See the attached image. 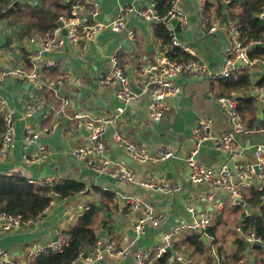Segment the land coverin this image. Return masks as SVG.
<instances>
[{
	"label": "crops",
	"instance_id": "obj_1",
	"mask_svg": "<svg viewBox=\"0 0 264 264\" xmlns=\"http://www.w3.org/2000/svg\"><path fill=\"white\" fill-rule=\"evenodd\" d=\"M53 1L47 0L43 3L42 0H10L8 5L0 7L1 13L11 9L15 12L8 19L1 17L0 61L2 64L6 68H11L22 64L28 65L30 60H34L38 65L41 81L44 84H56L54 89L44 88L42 91H37L35 86L27 81L7 78L0 86V108L2 111L12 110L16 129L14 146L6 159L0 161V174L22 176L36 184L48 178L54 179L56 183L77 181L88 185L90 190L86 195L77 194L70 198L53 200L43 217L34 225L10 232L0 230V250L11 252L13 258L24 262L35 246H49L60 236L67 234L69 228L82 215L85 204L97 203L103 210L101 219L96 224L100 240L113 242L118 250L128 246H133L136 250H152L162 244L163 237L169 229L183 223H192L209 211L215 216L214 226H212L216 228L218 241L215 242L214 238L206 237V251L203 254L195 253L187 248L178 252L186 260H190L191 264H203L210 254L215 264L218 262L234 264V257L231 263L228 261V251L232 250L234 255L236 254L235 242L239 237L235 227L243 224L244 216L260 214L259 207L249 202L251 190L253 188L257 190V188L255 185L243 187L241 191L244 194V204L234 207L230 203V195L227 191L215 189L204 183H192L188 163V158L195 149V130L202 120L212 121V132L215 134H223L231 129L228 118L211 99V94L220 95L219 83L210 82L207 76L196 77L182 74L176 77L174 83L181 88V94L167 101L168 110L165 112L164 119L158 123L153 122L149 114L151 99L149 91H145L132 102L123 103L117 96L118 86L103 85L99 76L111 69V60L115 55L118 56L126 74L135 77L160 52L167 53L166 50L169 47L155 38L154 23L141 18L134 12L127 20L125 31L116 33L111 28H107L85 42L67 43L59 50L37 60L34 52L38 50L39 45L30 44L28 39L35 36L39 40L41 35L36 34L35 31L25 34L27 24L30 22V14L25 8L31 7L36 11L40 7H49ZM75 1L77 0H61V3L70 2L71 4ZM96 1L99 3L96 16L89 14L93 9L94 0L85 4L83 14L87 15L88 25L100 22L111 24L120 6L142 10L148 9L155 2V0ZM233 1L236 2L235 5H229L226 9L230 22H234L233 16L240 14L245 0H231ZM16 4L24 9L23 13L18 12L19 7H15ZM179 5L187 16V24L181 26L178 32H174L176 26L180 24L178 20H172L168 26L177 38L181 46L179 48L199 61L208 71L219 70L229 49L227 35L230 30L228 24L223 21V10H221V16L218 15L222 0H179ZM202 6L209 16L210 27L221 21L217 32L210 34L200 28L199 9ZM69 11L62 12L61 15ZM127 31H133L135 38L128 39ZM150 44L153 48L148 54ZM137 49L139 53L133 51ZM49 59H54L57 66L45 67V62ZM248 70L252 85L234 93L233 97L236 100L237 97L253 98L254 114L245 117V121L253 128H264V98H262L264 85H258L264 79V68L260 64H253ZM88 88L99 91L101 94L89 98L84 95ZM62 98H68L74 104L73 109L67 108L64 114L58 113ZM97 100H103L108 108L98 106L95 103ZM39 101L45 102V105L44 107L39 105L36 114L44 110V115L35 114L33 118L26 119L27 106ZM85 104L88 105L87 108H84ZM118 108H124L125 112L115 125L107 127L101 140L104 153L89 154L83 160H78L74 153L75 149L90 147L93 143L89 139L88 130L81 127L75 120H71V115L78 111L88 112L95 119L106 118L109 115L108 110L116 112ZM27 123H31L37 131L42 133L48 128L56 130L54 134H42L39 139L48 153V160L45 162L31 164L25 161L26 156L37 152L36 146L28 144L25 140ZM116 132L139 146L147 148L169 146L176 155L159 162L144 164L135 162L140 166L139 169L135 165H126L121 158L129 155L114 142L113 135ZM257 145H264V134L255 133L238 137L234 148L242 155L233 162L234 167L254 165L256 163L254 149ZM105 156L109 160L106 167L102 165ZM229 157L230 154L222 151L212 140L202 145L196 156L199 162L211 170H219L229 164ZM124 167L135 174V183L113 177V173ZM157 185L171 189L179 185L181 190L165 192ZM102 192L111 193L113 199L109 201ZM126 196L136 197L140 202H127L124 200ZM261 200V205H264V196ZM147 204L153 208L160 221L157 227L146 223L142 233L139 234L137 227ZM245 205L250 208V213ZM189 207L195 208L194 214H191ZM231 220L236 222L233 232L229 230ZM221 246L224 248L225 257L216 254ZM246 261L248 264H263V247L248 246L239 264ZM75 264H84V262L79 260ZM99 264H137V262L133 257L123 261L119 256H106V259Z\"/></svg>",
	"mask_w": 264,
	"mask_h": 264
},
{
	"label": "built area",
	"instance_id": "obj_2",
	"mask_svg": "<svg viewBox=\"0 0 264 264\" xmlns=\"http://www.w3.org/2000/svg\"><path fill=\"white\" fill-rule=\"evenodd\" d=\"M91 0H77L70 4L69 13L62 14L59 21L63 23L64 27H57L48 35L41 37L39 40L35 36H31L28 40L30 44H38L39 48L34 54L37 60L51 52L59 50L65 44H79L85 42L96 35L101 30L111 28L114 32L120 33L127 30V20L134 12L141 18L153 22L163 23L169 26L172 20L176 19L184 26L187 24V16L179 5V0H176L167 16H160L155 10L153 3L148 9L135 10L134 7L120 6L116 14L115 20L110 23L100 22L95 25L87 24V15L83 14L85 4ZM231 2V0H225ZM93 9L89 14L96 16L98 14L99 3L94 0L92 2ZM89 10V11H90ZM5 13V12H4ZM3 12H0V22ZM258 17L264 21V12L259 14ZM169 18V20H167ZM221 21L216 22L212 27L209 26V16L205 12L204 6L199 9V26L201 29L206 30L212 34L218 31ZM230 28L228 33L229 49L225 55L222 66L219 70L208 71L199 61L193 59L186 63H179L167 57L164 52H160L154 60L149 61L147 65L141 69L134 77V83L137 88L150 92L149 114L153 122H160L164 119L165 112L168 110L167 101L171 98L178 97L181 94V88L174 83V79L182 74L194 75L196 77L207 76L210 82H219L223 79L229 78L234 72L243 68H250L253 64H260L264 68V59L251 60L249 53L258 42L246 43L242 33L239 31L235 22L229 21ZM1 28V26H0ZM67 31V35H63V30ZM172 35V45L174 47H181L174 33ZM128 39H134L135 34L133 31H127ZM112 67L107 72L100 74L99 80L103 85H117L119 87L117 96L123 103H129L139 98L131 87L129 76L126 74L124 67L120 63L118 56L115 55L112 60ZM242 63L243 66L237 67V64ZM57 66L54 59H49L45 62V67L53 68ZM7 78L21 79L31 83L35 86L37 91H42L44 88L54 89L55 83L44 84L39 76L38 65L34 60H30L28 65L22 64L11 68H6L0 61V86ZM144 82V83H142ZM262 98H264V90L262 91ZM211 99L215 104L224 112L228 118L231 129L223 134H215L212 132V121L210 119L202 120L197 129L195 130V149L191 156L188 158L189 167L191 170L190 181L194 184L205 183L215 189H223L230 195V203L232 206L237 207L244 204V194L241 189L250 185H255L260 192L264 191V145H257L254 149V156L256 163L254 165H245L243 167H236L233 172L228 164L224 165L219 170H211L204 164L199 162L196 156L202 145L207 141H215L222 151L230 154L229 161H235L242 153H237L234 144L238 137L249 136L255 133L264 134V128H253L246 123L243 115L239 112L238 102L233 96H222L211 94ZM44 107L45 102L39 101L27 106L25 113L26 119L34 117L38 110V106ZM73 102L68 98L61 99V107L58 113L64 114L67 108L73 109ZM124 108H118L116 112H108L106 118L95 119L88 112H75L71 115L70 119L75 120L81 127H85L89 132V139L93 143L90 147H79L75 149V156L78 160H83L89 154L104 153V146L101 142L107 127L115 125L119 118L124 114ZM0 116H2L3 127L0 132V161L6 159L8 153L13 148L16 139V129L14 125V113L12 110L0 108ZM54 128H48L45 132L37 131L31 123L26 125L25 140L30 145H35L37 152L25 157L27 163L36 164L37 162H45L48 160V153L39 139L42 134H54ZM114 142L124 149L129 157L138 164L159 162L166 159L175 157L173 150L169 146H157L154 148H147L139 146L134 142L127 140L119 133H114ZM102 161L103 166L109 163L108 157L105 156ZM113 177L125 182H136L135 174L124 167L119 171L112 174ZM34 183L33 181H30ZM44 185L53 186L56 184L55 180L48 178L44 180ZM149 186L147 184H144ZM158 186V185H157ZM165 192H179L181 187L175 185L172 189L166 186H158ZM87 190V191H86ZM86 192L81 194L86 195L90 187L86 185ZM124 200L127 202L139 203L140 200L133 196H126ZM85 209H89V204H85ZM145 212L137 227V232L142 233L143 227L146 223H150L157 227L160 221L153 210L147 204L144 207ZM191 214L195 213L194 207H189ZM215 216L213 213L207 211L203 213L197 220L192 223H183L169 229L164 237L161 245L156 246L152 250H136L133 246H128L122 250H118L113 242H104L100 240L92 252L87 251V257L83 255L78 259L83 261L84 264H99L106 259V256H119L123 261L133 257L137 264H155L156 260L163 258L167 253H172L170 262L172 264L186 263L191 264L190 260H186L181 253L177 251V243L185 234L197 231L198 233L208 237V229L211 228ZM38 220L29 219L23 220L20 216H14L7 212L0 211V230L2 232H10L19 230L34 225ZM237 236L241 238L248 246L260 244L264 250V237L258 236L255 232L244 230L242 225L236 227ZM70 235L65 234L60 236L58 240L49 246H35L29 253L27 259L23 262L13 258L11 252L0 250V264H30L32 258L39 253L45 252L48 248L57 253L63 252L69 245ZM173 252L176 255H173ZM77 263V262H76ZM217 264H220L219 262Z\"/></svg>",
	"mask_w": 264,
	"mask_h": 264
},
{
	"label": "trees",
	"instance_id": "obj_3",
	"mask_svg": "<svg viewBox=\"0 0 264 264\" xmlns=\"http://www.w3.org/2000/svg\"><path fill=\"white\" fill-rule=\"evenodd\" d=\"M46 3L47 0H42ZM53 1V0H52ZM176 0H155V10L160 16H167ZM10 0H0V7L8 5ZM236 2H231L229 5H235ZM18 12L23 13L24 9L18 4ZM241 12L238 16H233L239 31L242 33L246 43L258 42L249 53L251 60L264 59V21L258 15L264 12V0H245L241 6ZM26 12L30 14V22L27 24L25 34H30L33 31L36 34L44 37L51 33L58 24L61 13L68 12L70 9L69 3H61V0H54L49 7H40L36 11L31 7H26ZM65 10V11H64ZM222 7L218 9V15L221 16ZM15 12L13 9L2 14V18H9ZM155 38L169 47L167 57L179 63H186L193 60L192 56L183 49L172 45L171 31L163 23H154ZM29 63V62H28ZM220 87V95L233 96L234 93L245 90L252 85L251 74L248 68H243L234 72L229 78L218 82ZM258 85H264L262 79ZM239 112L245 117L252 116L253 98L237 97ZM3 127L2 116H0V132ZM86 190V184L77 181H65L64 183H56L53 186L39 185L31 183L27 178L18 175L0 174V211L7 212L14 216H20L23 220H40L51 202L55 199L70 198ZM87 191V190H86ZM85 191V192H86ZM109 201L113 199V195L108 192H102ZM263 192H258L256 189L251 190L249 202L259 207L260 214L244 216L243 228L255 232L258 236L264 237V205H261ZM103 213L102 206L97 203L89 205V209L84 210L76 223L69 228L67 234L71 239L69 245L63 252L57 253L48 248L45 252L36 254L30 264H75L78 259L87 251L94 249L100 241V236L96 229V224L101 219ZM216 228L208 229V237L216 240ZM206 238V237H205ZM206 241L204 235L197 231H192L183 236L177 243V251L185 248L195 253L203 254L206 251ZM236 254L234 255V264H239L248 245L241 239L236 238L235 242ZM264 251V250H263ZM223 246L217 249L222 257L224 256ZM172 253H167L163 258L156 260L155 264H172L170 262ZM203 264H215L213 256H207ZM242 264H248L243 262ZM264 264V263H263Z\"/></svg>",
	"mask_w": 264,
	"mask_h": 264
},
{
	"label": "water",
	"instance_id": "obj_4",
	"mask_svg": "<svg viewBox=\"0 0 264 264\" xmlns=\"http://www.w3.org/2000/svg\"><path fill=\"white\" fill-rule=\"evenodd\" d=\"M229 3H230V2H227V1H225V0H222V10H223V18H224L223 21H224L226 24L229 23V19H228V16H227V14H226V9H227V7L229 6ZM167 20H169V18H168ZM57 25H58L59 27H61V28L64 27L63 23H61V22H58ZM180 28H181V24H178V25L176 26V29L174 30V32H178ZM63 35H65V36L67 35V31H66L65 29L63 30ZM89 47L91 48V45H90V44H89ZM128 48H129V46H128ZM149 48H150V50H149V53H148V54L151 53L152 48H153L151 44L149 45ZM133 51H135V53H139V50H138V49H137V50H133ZM98 52L101 53L100 51H98ZM241 66H243L242 63L237 64V67H241ZM129 81H130V87H131L132 91H133L135 94H137L138 96L143 95V93H144L143 90L137 88V86L135 85V83H134V77H133V76H129ZM118 89H119V87H118ZM89 93H90V94H89ZM97 94L100 95L101 92H99V91H95V90H91V89L88 88V89H87V93L84 94V95L89 96V98H92L93 95L96 96ZM109 97H110V98H113V96H109ZM95 103H96L98 106H101V107H103V108H108L107 105L104 104L103 100H97V101H95ZM87 107H88V105L85 104L84 108H87ZM108 112L113 113V111H111V110H108ZM44 113H45V111H44V110H41V111L38 112L36 115H37V116H41V115H44ZM94 113H95V112H94ZM83 128L85 129V127H83ZM39 143H40V141H39ZM121 160H122V162H123L124 164H126V165H129V166H131V165H135L136 168H138V169H139V167H140V166L136 165L135 162L133 161V159H132L131 157L127 156V155L122 156ZM228 166H229V168H230L233 172H235V167H234V163H233V161H230L229 164H228ZM201 184H203V183H201ZM204 184H205V183H204ZM245 208H246V209L248 210V212L250 213L251 210H250V208H249L247 205H245ZM204 240L206 241L207 239L204 237ZM256 246H260V244H256ZM173 255H176V253L173 252ZM83 256H84V257H87V253H85ZM223 264H224V263H223Z\"/></svg>",
	"mask_w": 264,
	"mask_h": 264
},
{
	"label": "rangeland",
	"instance_id": "obj_5",
	"mask_svg": "<svg viewBox=\"0 0 264 264\" xmlns=\"http://www.w3.org/2000/svg\"><path fill=\"white\" fill-rule=\"evenodd\" d=\"M239 10H240V8H239ZM235 224H236V222H235L234 220H231V221L229 222V230H230V232H233V229H234V227H235ZM213 226H214V225H213ZM231 230H232V231H231ZM235 230H236V227H235ZM228 254H229L228 261L231 263L232 258L234 257V251L229 250V251H228Z\"/></svg>",
	"mask_w": 264,
	"mask_h": 264
},
{
	"label": "bare ground",
	"instance_id": "obj_6",
	"mask_svg": "<svg viewBox=\"0 0 264 264\" xmlns=\"http://www.w3.org/2000/svg\"><path fill=\"white\" fill-rule=\"evenodd\" d=\"M29 181H30V180H29ZM33 184H36V183H33ZM39 185H42V186H44L43 182H42V183H40ZM242 205H243V204H242ZM239 206H241V205H239ZM237 207H238V206H237ZM84 210H87V209H85V208H84V209H83V211H84ZM214 220H215V219H214ZM213 224H214V222H213ZM213 224H212V225H213Z\"/></svg>",
	"mask_w": 264,
	"mask_h": 264
}]
</instances>
